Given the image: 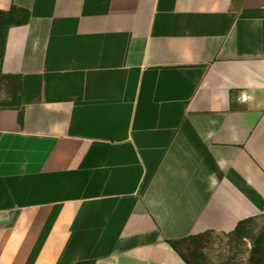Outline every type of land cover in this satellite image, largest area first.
I'll return each instance as SVG.
<instances>
[{"label":"crops","instance_id":"obj_1","mask_svg":"<svg viewBox=\"0 0 264 264\" xmlns=\"http://www.w3.org/2000/svg\"><path fill=\"white\" fill-rule=\"evenodd\" d=\"M11 6L0 264H189L171 243L264 233V0Z\"/></svg>","mask_w":264,"mask_h":264},{"label":"rangeland","instance_id":"obj_2","mask_svg":"<svg viewBox=\"0 0 264 264\" xmlns=\"http://www.w3.org/2000/svg\"><path fill=\"white\" fill-rule=\"evenodd\" d=\"M19 15L14 11L13 19ZM5 84L0 77V98L3 100ZM262 224L263 219L248 220L230 236L206 235L199 238L196 244L188 246L184 250L185 254L194 260L195 264H261L259 259L264 249Z\"/></svg>","mask_w":264,"mask_h":264},{"label":"trees","instance_id":"obj_3","mask_svg":"<svg viewBox=\"0 0 264 264\" xmlns=\"http://www.w3.org/2000/svg\"><path fill=\"white\" fill-rule=\"evenodd\" d=\"M14 11H17L20 14L18 16V18H16V19H13V12ZM0 16L3 17V18H0V59H1L2 58V55H3V51H4V39H5V34H6L7 29L10 26L25 23L26 20H27V18H28V13L24 9L16 8L14 6H11L7 11L0 10ZM0 77L2 78L3 81H5L4 80L5 79L4 76H2L0 74ZM12 88H13V91L14 90L15 91L17 90L16 85H12ZM241 224H239L237 226V228H236L235 231H237L239 229V227H240ZM204 236L205 235H203V236H191V237L182 239L179 242H173L171 244L173 245V247H175L177 250H179L178 246L176 245L177 243L179 244V247L181 245H186L188 243H191L193 245V244H196V242L198 241L199 238H202ZM183 258L189 264H195L194 263V260H191V258L189 256H187V255L184 256L183 255ZM80 264H90V262H83V263H80Z\"/></svg>","mask_w":264,"mask_h":264}]
</instances>
